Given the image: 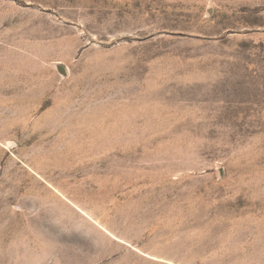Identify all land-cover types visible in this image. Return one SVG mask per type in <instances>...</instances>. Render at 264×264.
<instances>
[{"label": "rangeland", "instance_id": "obj_1", "mask_svg": "<svg viewBox=\"0 0 264 264\" xmlns=\"http://www.w3.org/2000/svg\"><path fill=\"white\" fill-rule=\"evenodd\" d=\"M0 264H264V0H0Z\"/></svg>", "mask_w": 264, "mask_h": 264}]
</instances>
